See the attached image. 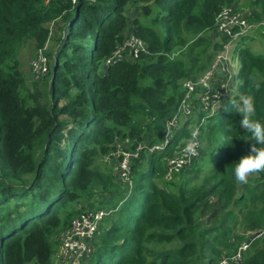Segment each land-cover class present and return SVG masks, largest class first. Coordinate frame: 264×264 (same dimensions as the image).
Returning a JSON list of instances; mask_svg holds the SVG:
<instances>
[{"label": "trees", "instance_id": "16d2710c", "mask_svg": "<svg viewBox=\"0 0 264 264\" xmlns=\"http://www.w3.org/2000/svg\"><path fill=\"white\" fill-rule=\"evenodd\" d=\"M235 2L0 0V264H53L59 236L83 200L115 209L101 224L88 264H220L253 237L233 242L240 220L247 230L263 229L240 264H264V173L247 184L235 180L234 166L252 141L229 101L216 115L199 110L195 122L184 117L161 151H142L131 190L97 164L118 140L164 141L167 121L187 94L185 82L204 76L231 40L218 32L217 20ZM133 4L152 20L129 25L126 9ZM57 21L64 36L51 50L49 97L42 103L35 92L24 96L20 53L28 43L35 50L48 45ZM127 28L148 50L135 62L102 69ZM236 50L240 88L233 98L253 96L254 118L264 123V54ZM197 128L206 149L175 174L176 184L161 180L162 160ZM207 156L209 163L217 158L213 165H205Z\"/></svg>", "mask_w": 264, "mask_h": 264}, {"label": "built area", "instance_id": "2783aa9c", "mask_svg": "<svg viewBox=\"0 0 264 264\" xmlns=\"http://www.w3.org/2000/svg\"><path fill=\"white\" fill-rule=\"evenodd\" d=\"M73 2L76 3V0H73ZM235 11L237 10L233 6L227 7L217 20L218 32L231 36V42L237 41L242 35L246 36L248 31L259 26L264 29V20L254 21L252 18L251 22L246 16ZM235 28H238L236 32ZM47 47L48 45L39 50L35 62V70L37 72L38 69L44 73L48 71L49 60L47 51L45 52ZM227 49L226 46V50L217 55L211 69L204 76L197 81L187 80L185 82L187 94L182 100L176 115L167 121V133L163 142L148 146L146 142L142 141L134 146V143L128 139L118 140L117 149L103 156V160L107 163L108 161H115L118 168L117 172H115L118 182L128 186V189L131 190L133 186L132 167L134 160L144 150L151 152L162 150L169 143L174 130L182 123L183 117L192 118L199 110L203 112H215L218 110L215 94L219 92L222 99L226 94V90L224 91L221 87H213L210 80L216 79L217 76H223V70L227 71L229 59H226V56H228L225 53ZM147 50L148 46L145 40L136 36L133 32H129L117 44L113 54L104 59L102 69H106L123 60L135 62L142 52ZM216 69L217 71L215 72ZM201 150L202 143L196 150L197 155H189L184 151V143L179 144L174 154L166 159V174L164 178L167 181H171L175 174L190 168L199 158ZM96 197L99 198L101 196L98 194ZM107 197V200H109L110 196ZM77 207L79 212L73 218L69 229L59 236V246L53 257V264H88L92 253L97 248L101 224L105 221L107 222L115 212L112 207L104 208L99 202L89 204L86 200L81 201ZM251 241L243 242L235 253L224 255L220 264H240L244 258L243 251L249 248Z\"/></svg>", "mask_w": 264, "mask_h": 264}, {"label": "rangeland", "instance_id": "374dc122", "mask_svg": "<svg viewBox=\"0 0 264 264\" xmlns=\"http://www.w3.org/2000/svg\"><path fill=\"white\" fill-rule=\"evenodd\" d=\"M232 6H233V8H235L237 10V11H235L236 13H240V14L246 16V18L249 19L250 21L252 20V18L255 20H258L255 18L257 13H262V15L264 14V1L263 0H262V2H260L259 0H236V2ZM142 9H143V5L133 4V5L128 6V8L126 9V12H127L128 19H129V25H132L133 21L136 18H139L142 21L147 22V23H149L148 21L152 20V17L146 18L144 16ZM262 20H264V19H262ZM50 26H51V30H52V34H51L52 36H51L50 42L48 43V47L45 50V52L47 51V56L49 55V57H48V60H49L48 64L49 65H48V71L46 73H44L43 71H41L39 69H38V72L35 70V62L37 60L39 50H35V48L33 47V44L28 43L27 46H25L24 49L20 53V61L22 64L21 68L25 74V77L27 80V87H28L27 91L24 92V96H29L30 92L31 93L35 92L38 94L37 97L41 100L40 102H42V103H46L48 101V97H49L50 70H51V65L53 64V60H51V58H50V54L52 53L51 50H56V48L58 46L57 41H58L59 36L60 35L64 36L63 32H61L59 29L60 27H62V22H60V21H57L54 23L52 22L50 24ZM157 27L159 28L160 26H157ZM211 37L213 40L220 41L219 37L216 36L215 32L211 33ZM237 45H240L242 47L247 46V47H250L251 49H254L258 54H264V29H263V27L259 26L258 28L250 30V31H248L246 36L242 35L241 38L238 39L237 41L231 42V40H230L225 44L223 50H221L220 52L225 51L226 46H227L228 49L225 53L228 55V56H226V59L229 58L228 63H227L228 69H227V71L223 70L224 75L223 76H217L216 79L220 78V77H225V79L228 78L227 81H230V80H232L231 75L233 73L235 75H237V77H238L239 68L237 66L238 64H236V63L237 62L240 63L241 60L239 57L237 60H236V58L233 59L234 49L236 48ZM216 57H215V59H216ZM221 67H223V66H221ZM216 71H217V69L215 70V72ZM218 75H220V74H218ZM210 81H211V84L213 87L218 88L216 86L217 84H216L215 79L210 80ZM30 102L32 104L34 103V101L32 99L30 100ZM196 116L197 115H194L190 119L193 122H195V120L197 119ZM183 118H182V123L180 124V126L186 120V118H184V119ZM216 119H218V117H216ZM204 121L205 120H203V122ZM158 143H160V142H158ZM183 143H184V140L180 144H183ZM206 145H207L206 142L202 143V150L206 149ZM159 151H161V150H159ZM166 159L167 158H164L162 160L161 165H163V166L166 165V162H167ZM208 159H209V157L207 156L203 162L205 163V165L211 166L214 164L213 161H215L217 158L214 157L212 163H209ZM97 164L100 168L111 173L114 180L116 181L117 176H116L115 172H117L118 168H117L115 161H108V163H107L103 160V157H101V159L97 160ZM160 179L164 180L165 178L163 176ZM173 179L174 180H173L172 184H176L178 176H174ZM194 180H196V179H194ZM158 182H161V181L158 180ZM116 183H117V181H116ZM170 185H171V183H170ZM109 208H111V207H109ZM253 208H254L253 205H251L247 209L251 211ZM234 227H236V231L233 234V237H234L233 242L234 243H235V241L238 242L236 240L238 237H239V239H240V237H242L241 240H245V239H248L250 236L251 237L255 236L260 231H263V229L247 230L246 229V223L243 220L236 222Z\"/></svg>", "mask_w": 264, "mask_h": 264}, {"label": "clouds", "instance_id": "9594fccd", "mask_svg": "<svg viewBox=\"0 0 264 264\" xmlns=\"http://www.w3.org/2000/svg\"><path fill=\"white\" fill-rule=\"evenodd\" d=\"M250 79H255L251 77ZM255 87L259 89L257 81ZM216 107L219 109L223 104L220 93L215 94ZM229 103L233 111L241 116L240 126L245 132L251 134L252 141L250 150L242 155L234 166V176L237 183L247 184L249 177L253 174L264 173V123L255 119L256 108L254 98L250 94L242 93L238 98L230 97ZM199 129L191 130L189 136L184 139V151L189 155H197V148L200 146ZM231 139V137L229 138Z\"/></svg>", "mask_w": 264, "mask_h": 264}, {"label": "crops", "instance_id": "0c3cea01", "mask_svg": "<svg viewBox=\"0 0 264 264\" xmlns=\"http://www.w3.org/2000/svg\"><path fill=\"white\" fill-rule=\"evenodd\" d=\"M130 30L127 28L126 31L124 32V34H127ZM241 42V41H240ZM238 46V45H237ZM236 46V48H237ZM236 48L234 49V57L233 59L236 58V60L238 59V53ZM254 52H256L254 49H252ZM236 64H238V68H240V64L239 62H237ZM231 75V74H230ZM232 76V80L227 81L225 77H220L215 79L216 80V86L217 87H221L223 90H226V94L225 96L222 98L223 104L221 105V107L216 110L215 112H208V114H218L220 112H223L226 108V104L229 101L230 97H234L235 95L239 94V88H240V79L237 77V75H235L234 73L231 75Z\"/></svg>", "mask_w": 264, "mask_h": 264}, {"label": "water", "instance_id": "95a60500", "mask_svg": "<svg viewBox=\"0 0 264 264\" xmlns=\"http://www.w3.org/2000/svg\"><path fill=\"white\" fill-rule=\"evenodd\" d=\"M261 234H262V232H259V233L256 234L255 236L258 237V236H260ZM255 236H253L250 240L254 239Z\"/></svg>", "mask_w": 264, "mask_h": 264}]
</instances>
